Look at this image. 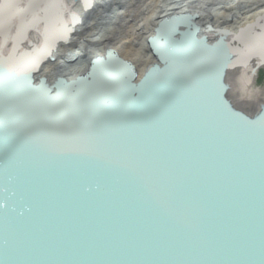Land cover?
Here are the masks:
<instances>
[{"label":"water","instance_id":"water-1","mask_svg":"<svg viewBox=\"0 0 264 264\" xmlns=\"http://www.w3.org/2000/svg\"><path fill=\"white\" fill-rule=\"evenodd\" d=\"M176 27L137 84L0 65V264H264V115L224 110L229 53Z\"/></svg>","mask_w":264,"mask_h":264},{"label":"bare ground","instance_id":"bare-ground-1","mask_svg":"<svg viewBox=\"0 0 264 264\" xmlns=\"http://www.w3.org/2000/svg\"><path fill=\"white\" fill-rule=\"evenodd\" d=\"M117 20L128 26L119 37ZM171 22L177 25L174 31L188 24L195 36H206L210 53H229L226 68L218 66L223 87L217 93L223 91V109L249 121L260 119L264 0H0V65L26 69L33 85L51 86L84 79L95 63L112 61L129 70L130 82L137 84L149 70L163 67L155 59L151 39ZM136 52L147 60L139 71ZM191 52L197 49L187 51ZM232 86L238 92L234 97L227 94Z\"/></svg>","mask_w":264,"mask_h":264},{"label":"rangeland","instance_id":"rangeland-1","mask_svg":"<svg viewBox=\"0 0 264 264\" xmlns=\"http://www.w3.org/2000/svg\"><path fill=\"white\" fill-rule=\"evenodd\" d=\"M111 5H114V4H111ZM111 5H108V6H111ZM105 11H107V10H105ZM122 21L123 20H117V36L119 37L120 35L121 36H123L124 34H123V30L124 29H126L128 26L127 25H122L123 23H122ZM130 57V56H129ZM128 59V58H127ZM136 60H138V61H141V62H139L137 65L138 66H136L137 67V69H138V71L139 70H141L142 69V65H144L145 64V62L147 61L146 60V58H145V56L142 54H140L139 52H136ZM232 78V76H231V74H229V75H227L226 76V84L228 85V82L230 83L231 81H230V79ZM264 84V83H263ZM262 84V86H263V88H264V85ZM232 85H234V84H232ZM262 86L260 85V89L262 88ZM235 93H238L237 92V89H235L233 86H232V89L231 90H229L228 89V92H227V94L230 96H232V97H234L235 96ZM242 93H249V90H247V91H245V92H243V91H241V94ZM230 96V97H231ZM233 100H235V98L233 99ZM250 110H252V109H250ZM250 110H247L246 112L248 113V114H252V112L250 111Z\"/></svg>","mask_w":264,"mask_h":264}]
</instances>
